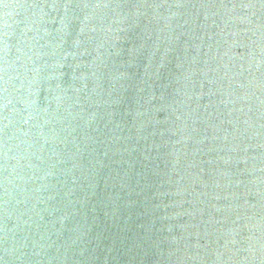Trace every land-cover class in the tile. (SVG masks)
<instances>
[{
	"label": "water",
	"instance_id": "95a60500",
	"mask_svg": "<svg viewBox=\"0 0 264 264\" xmlns=\"http://www.w3.org/2000/svg\"><path fill=\"white\" fill-rule=\"evenodd\" d=\"M0 264H264V0H0Z\"/></svg>",
	"mask_w": 264,
	"mask_h": 264
}]
</instances>
